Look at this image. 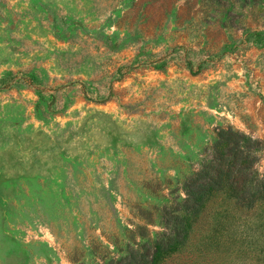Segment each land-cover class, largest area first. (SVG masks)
<instances>
[{
  "label": "rangeland",
  "instance_id": "rangeland-1",
  "mask_svg": "<svg viewBox=\"0 0 264 264\" xmlns=\"http://www.w3.org/2000/svg\"><path fill=\"white\" fill-rule=\"evenodd\" d=\"M208 1L0 0V264L125 259L137 227L163 238L220 129L264 142V0H228L235 29ZM247 221L198 261L264 264V209Z\"/></svg>",
  "mask_w": 264,
  "mask_h": 264
},
{
  "label": "trees",
  "instance_id": "trees-1",
  "mask_svg": "<svg viewBox=\"0 0 264 264\" xmlns=\"http://www.w3.org/2000/svg\"><path fill=\"white\" fill-rule=\"evenodd\" d=\"M258 1L235 0L243 9L256 5ZM207 6L210 9L213 7V13L222 18L224 27L235 29L240 26L238 22L242 15L228 8V0H209ZM263 148L262 141L246 137L231 128L220 129L213 147L212 163L187 182L185 197L175 208L162 210L166 230L163 238L153 243L147 239V230L137 227L135 233L145 242L135 244L136 249L130 248L127 258H121L116 263L110 259L109 264H123L125 260V264H156L160 259L183 251L186 254L183 264H203L198 261V248L193 250L191 247L196 246L204 236H207L205 240L215 243V235L220 231L225 230L231 237L229 227L232 225L222 224L223 219L248 222V217L264 209V173L258 174L254 155Z\"/></svg>",
  "mask_w": 264,
  "mask_h": 264
}]
</instances>
